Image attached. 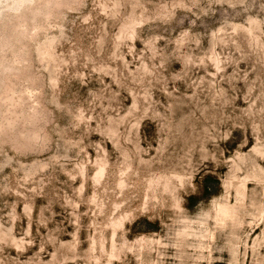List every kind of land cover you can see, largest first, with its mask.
Returning <instances> with one entry per match:
<instances>
[{
    "label": "rangeland",
    "instance_id": "1",
    "mask_svg": "<svg viewBox=\"0 0 264 264\" xmlns=\"http://www.w3.org/2000/svg\"><path fill=\"white\" fill-rule=\"evenodd\" d=\"M0 264H264V0H0Z\"/></svg>",
    "mask_w": 264,
    "mask_h": 264
},
{
    "label": "clouds",
    "instance_id": "2",
    "mask_svg": "<svg viewBox=\"0 0 264 264\" xmlns=\"http://www.w3.org/2000/svg\"><path fill=\"white\" fill-rule=\"evenodd\" d=\"M4 7H5V9H12L13 8V5H11V4H5Z\"/></svg>",
    "mask_w": 264,
    "mask_h": 264
},
{
    "label": "bare ground",
    "instance_id": "3",
    "mask_svg": "<svg viewBox=\"0 0 264 264\" xmlns=\"http://www.w3.org/2000/svg\"><path fill=\"white\" fill-rule=\"evenodd\" d=\"M220 212H221V211H220ZM222 213H223V215H228V214H230L228 209L223 210Z\"/></svg>",
    "mask_w": 264,
    "mask_h": 264
}]
</instances>
